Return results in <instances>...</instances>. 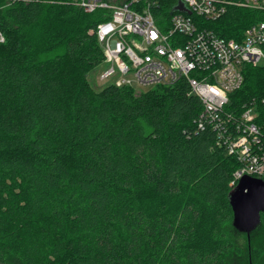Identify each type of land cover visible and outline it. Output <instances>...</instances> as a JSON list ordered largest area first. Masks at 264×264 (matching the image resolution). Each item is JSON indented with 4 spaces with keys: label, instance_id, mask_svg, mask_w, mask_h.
I'll return each mask as SVG.
<instances>
[{
    "label": "trees",
    "instance_id": "obj_1",
    "mask_svg": "<svg viewBox=\"0 0 264 264\" xmlns=\"http://www.w3.org/2000/svg\"><path fill=\"white\" fill-rule=\"evenodd\" d=\"M103 17L0 0V264H261L264 213L250 236L234 227L238 164L197 127L188 83L93 87ZM262 19L232 11L218 32ZM263 95L264 68L246 66L233 97Z\"/></svg>",
    "mask_w": 264,
    "mask_h": 264
},
{
    "label": "built area",
    "instance_id": "obj_2",
    "mask_svg": "<svg viewBox=\"0 0 264 264\" xmlns=\"http://www.w3.org/2000/svg\"><path fill=\"white\" fill-rule=\"evenodd\" d=\"M73 3L86 13H103L105 20L94 31L107 65L100 81L147 91L185 80L190 95L203 106L197 127L212 132L216 145L238 164L230 185L236 187L245 176L264 180V95L242 102L233 97L244 84L246 66L264 68L259 65L264 60V19L235 31L234 37L220 35L218 25L241 9L264 17V0ZM180 3L186 11L174 10Z\"/></svg>",
    "mask_w": 264,
    "mask_h": 264
},
{
    "label": "water",
    "instance_id": "obj_3",
    "mask_svg": "<svg viewBox=\"0 0 264 264\" xmlns=\"http://www.w3.org/2000/svg\"><path fill=\"white\" fill-rule=\"evenodd\" d=\"M174 10L186 11L180 3ZM189 13V11H188ZM234 227L248 236L261 225L264 213V180L245 176L229 193Z\"/></svg>",
    "mask_w": 264,
    "mask_h": 264
},
{
    "label": "rangeland",
    "instance_id": "obj_4",
    "mask_svg": "<svg viewBox=\"0 0 264 264\" xmlns=\"http://www.w3.org/2000/svg\"><path fill=\"white\" fill-rule=\"evenodd\" d=\"M260 66L264 67V60H262L260 63H259ZM107 68V65H102L101 67L97 68L92 74H91V77H90V80H91V83L93 85L94 88L100 90V89H103L107 83H104L102 81L99 80V73L103 70H105ZM143 90V89H142ZM148 91V89H147ZM136 92H142L140 90H137ZM263 226H264V218H263ZM260 247V246H259ZM254 252V258L256 260V262H259L261 261V264H264V245L258 249H255L253 250Z\"/></svg>",
    "mask_w": 264,
    "mask_h": 264
}]
</instances>
